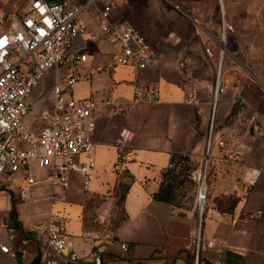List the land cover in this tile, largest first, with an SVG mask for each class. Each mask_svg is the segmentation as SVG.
Returning <instances> with one entry per match:
<instances>
[{
  "label": "crops",
  "instance_id": "1",
  "mask_svg": "<svg viewBox=\"0 0 264 264\" xmlns=\"http://www.w3.org/2000/svg\"><path fill=\"white\" fill-rule=\"evenodd\" d=\"M164 3L145 0V17L155 13L154 18L164 24L169 17ZM252 3L240 0V14L247 16L249 23L257 22L253 16L264 14V0ZM130 4V0H122L113 18L131 22L155 47L157 55L148 61L143 74L115 63L118 46L105 38L92 39L99 34L98 14L93 9L82 17L85 32L69 40L68 62L58 70H49L32 92L29 103H42L34 114L38 116L51 107L55 81H62L65 88L68 76L80 74L73 87L74 98L92 97L98 103L92 116L91 153L78 156L79 161L93 162L92 177L84 188L81 174L74 173L69 188L63 189L50 184L48 170L34 168L36 183L32 185L23 173H6L0 184V244L26 252L23 259L1 254L0 264H44L50 249L32 229L51 225L53 218L65 222L75 264L92 263L94 238L106 244L102 264H193L199 223L200 264H264V112H260L264 109L247 103L240 89L230 85L219 97L201 220L196 212L198 185L194 186L192 205L175 203V192L183 188L181 182L170 188L169 201L159 198L161 191L169 188V178L181 174L185 163L195 166L190 174L194 179L203 166L212 87L219 67L215 57L206 55L205 47L216 53L221 43L195 35L190 16L181 17L167 32L141 27ZM248 43L254 50L264 48V40L250 39ZM262 52L253 61L252 70L256 81L264 84V49ZM187 82L192 85V104L187 102ZM136 86L143 88L148 102L134 101ZM153 88L158 90L157 100ZM238 98L241 107H237ZM123 130L130 141L124 160L118 162L117 143ZM221 140L227 147L219 146ZM254 172L259 176L251 185L249 176ZM15 176L21 182L5 186V181ZM119 207L124 218L115 230L100 232L91 226L93 210V221L104 225ZM208 241H214L215 246L208 247ZM59 264L70 263L62 260Z\"/></svg>",
  "mask_w": 264,
  "mask_h": 264
},
{
  "label": "built area",
  "instance_id": "2",
  "mask_svg": "<svg viewBox=\"0 0 264 264\" xmlns=\"http://www.w3.org/2000/svg\"><path fill=\"white\" fill-rule=\"evenodd\" d=\"M122 0H85L71 3L69 0H31L29 9L22 17L9 20L0 15V184L4 183L5 174L23 173L32 185L36 180L32 174L34 168L48 170L52 186L68 189L70 177L74 173L82 176L84 188H88L92 177L93 162L79 161L80 154L89 155L93 142L91 136L95 130L92 118L98 103L91 97L75 99L73 87L79 75L68 76L64 82L56 80L52 88V103L43 109L39 125L33 128L26 122L30 113V97L33 90L41 83L49 70H58L68 62L69 40L86 30L82 17L91 10L98 14L99 34L92 39L105 38L118 46L115 54L117 65L132 66L137 75L144 73L148 61L156 57L157 52L147 39L128 21L115 20L113 13L119 8ZM193 32L199 36L203 32L200 21L191 17ZM232 31V27L222 18V32ZM223 36V35H222ZM219 67L227 51L226 38L219 39ZM205 53L209 58L215 57L208 47ZM83 59V57L81 58ZM218 67V68H219ZM187 102L194 103L192 85L186 83ZM225 88L217 83V76L212 87V123L207 138L205 159L197 174V206L201 220L207 200V166L208 155L213 145V119L216 114L217 96L224 94ZM158 98V90L152 89ZM136 102H148L149 98L140 86L135 87ZM130 135L126 130L120 134L117 143V161L125 158ZM219 146L227 147L221 140ZM243 147V146H242ZM254 172L249 176V183L254 185L258 178ZM258 212V215H261ZM51 225L33 228L39 238H44L50 253L44 264H59L68 261L75 264L77 258L73 253V243L66 234L65 222L53 218ZM208 241L207 246H215ZM93 261L91 264H102L106 253V244L94 238L91 242ZM200 223L194 245L193 264H200ZM125 249V245L121 246ZM25 249H12L0 244V255L13 259H23Z\"/></svg>",
  "mask_w": 264,
  "mask_h": 264
},
{
  "label": "rangeland",
  "instance_id": "3",
  "mask_svg": "<svg viewBox=\"0 0 264 264\" xmlns=\"http://www.w3.org/2000/svg\"><path fill=\"white\" fill-rule=\"evenodd\" d=\"M30 1L31 0H0V15H6L9 20L19 19L24 12L29 9ZM223 1L225 6L224 16H222L221 13L219 0H165V11L167 12L166 15L169 17L166 18L164 24L154 18L157 16L155 13L152 14L151 18L145 17V0H130V6L132 7V16L135 17L136 22L141 27L145 25L152 30L158 29L157 31L165 30V32H167L169 29L173 28L176 22H180L181 17L194 16L205 28L204 31L201 32L204 39L214 38L217 40L222 38V18H224L232 27V31L227 32L226 36L227 51L222 62L221 86L225 89L228 85L237 87L238 90L240 89L242 97L247 103L257 105L258 109H264V84L260 80H257L258 82L256 81V77L252 70L255 67L253 61L259 58L257 55L261 53L264 48L258 47L257 50H254L255 48L251 47L248 43L250 39L257 40L259 43L264 40V14L258 17L253 16L254 18L252 19H257V22L253 21L249 23V20L246 19L247 16L240 14V0ZM255 1L256 0H253V3L250 5L254 6ZM160 23L162 25H160ZM130 24L132 23L130 22ZM255 24H259V26L256 27ZM209 49L213 52L211 48ZM218 53L219 50L217 49L216 53L213 52L217 67L219 65ZM39 102L40 101L34 100L30 102V113L26 119L27 123L31 122L30 125H32L33 128H37L39 125L38 116H35L37 110H41L42 103ZM252 112L254 113L253 109H251L250 113ZM260 112L263 113L264 111ZM255 120L256 119H254L253 122ZM242 122H244L243 118ZM211 123L212 117L210 126ZM244 123L250 125L246 121ZM249 127L250 126H248V128ZM214 131L215 126L213 125V136ZM194 168L195 166H191L188 177H184L185 181L183 183V188L175 192L177 196L174 197V200L177 205L184 204L185 206V204H193L191 197L193 191H195L194 186L198 185L197 179H194L192 175H190ZM20 182L21 180L17 179L16 176L10 177L5 181V186L16 185ZM180 195H183V198ZM1 203L3 204V200H1ZM196 212L198 213V206H196ZM95 216L96 214L93 210V215L90 216V220H92L90 224L100 232L115 230L124 218L120 207L117 209V213L111 217V220L104 223V225L94 222L93 219Z\"/></svg>",
  "mask_w": 264,
  "mask_h": 264
},
{
  "label": "trees",
  "instance_id": "4",
  "mask_svg": "<svg viewBox=\"0 0 264 264\" xmlns=\"http://www.w3.org/2000/svg\"><path fill=\"white\" fill-rule=\"evenodd\" d=\"M182 172L179 175H173L171 178L168 180V189H164L161 191V195H159V198L161 199H166L169 201L168 195L170 194V188L173 187L176 183L181 182L184 183V177H188V174L190 173L191 170V165L190 163H185L182 167Z\"/></svg>",
  "mask_w": 264,
  "mask_h": 264
},
{
  "label": "bare ground",
  "instance_id": "5",
  "mask_svg": "<svg viewBox=\"0 0 264 264\" xmlns=\"http://www.w3.org/2000/svg\"><path fill=\"white\" fill-rule=\"evenodd\" d=\"M219 3H220V8H221L222 16H224L225 15V10H224V5H223V0H219ZM222 35H223L222 36L223 38H226L227 32L226 31H223L222 32ZM221 71H222V64L220 65V67L218 68V71H217V83H221V80H220L221 79ZM218 99H219V97L217 96L216 107H217Z\"/></svg>",
  "mask_w": 264,
  "mask_h": 264
},
{
  "label": "water",
  "instance_id": "6",
  "mask_svg": "<svg viewBox=\"0 0 264 264\" xmlns=\"http://www.w3.org/2000/svg\"><path fill=\"white\" fill-rule=\"evenodd\" d=\"M237 102H238L237 107H241V104H240V103L242 102V100L238 98ZM174 168H175V167H173V169H174Z\"/></svg>",
  "mask_w": 264,
  "mask_h": 264
}]
</instances>
